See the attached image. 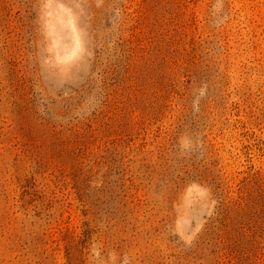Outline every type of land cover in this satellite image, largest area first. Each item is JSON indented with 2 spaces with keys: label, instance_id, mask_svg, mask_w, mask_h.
I'll use <instances>...</instances> for the list:
<instances>
[{
  "label": "rangeland",
  "instance_id": "rangeland-1",
  "mask_svg": "<svg viewBox=\"0 0 264 264\" xmlns=\"http://www.w3.org/2000/svg\"><path fill=\"white\" fill-rule=\"evenodd\" d=\"M0 264H264V0H0Z\"/></svg>",
  "mask_w": 264,
  "mask_h": 264
}]
</instances>
